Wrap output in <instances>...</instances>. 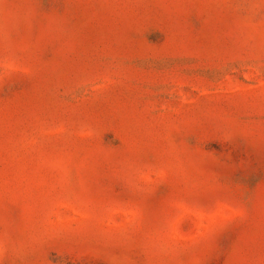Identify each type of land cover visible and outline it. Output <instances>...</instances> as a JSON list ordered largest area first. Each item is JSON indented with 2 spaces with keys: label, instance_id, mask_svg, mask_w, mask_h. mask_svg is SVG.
I'll return each mask as SVG.
<instances>
[{
  "label": "rangeland",
  "instance_id": "obj_1",
  "mask_svg": "<svg viewBox=\"0 0 264 264\" xmlns=\"http://www.w3.org/2000/svg\"><path fill=\"white\" fill-rule=\"evenodd\" d=\"M0 264H264V0H0Z\"/></svg>",
  "mask_w": 264,
  "mask_h": 264
}]
</instances>
